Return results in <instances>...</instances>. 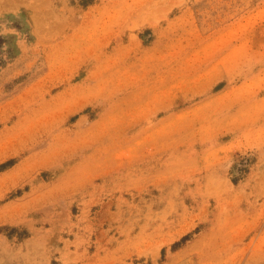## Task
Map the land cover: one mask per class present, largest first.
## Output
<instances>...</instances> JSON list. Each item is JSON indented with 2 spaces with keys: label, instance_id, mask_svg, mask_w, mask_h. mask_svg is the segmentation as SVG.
I'll use <instances>...</instances> for the list:
<instances>
[{
  "label": "rangeland",
  "instance_id": "374dc122",
  "mask_svg": "<svg viewBox=\"0 0 264 264\" xmlns=\"http://www.w3.org/2000/svg\"><path fill=\"white\" fill-rule=\"evenodd\" d=\"M0 264H264V0H0Z\"/></svg>",
  "mask_w": 264,
  "mask_h": 264
}]
</instances>
